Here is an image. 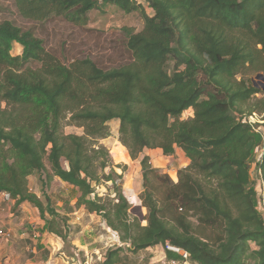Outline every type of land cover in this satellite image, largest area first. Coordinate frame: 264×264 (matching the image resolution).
Masks as SVG:
<instances>
[{"label":"trees","instance_id":"1","mask_svg":"<svg viewBox=\"0 0 264 264\" xmlns=\"http://www.w3.org/2000/svg\"><path fill=\"white\" fill-rule=\"evenodd\" d=\"M146 1L153 15L140 0H15L29 20L83 24L91 11L111 4L139 12L144 27L125 28L128 57L106 68L86 56L64 62L34 29L0 21V193L9 194L14 208L25 202L38 208L47 231L66 241V215L28 185L33 174L42 184L58 177L79 189L78 207L102 215L132 252L169 242L196 264L249 258L264 264V219L250 176L261 137L241 109L264 93L247 77L264 74V0ZM251 109L264 114V97ZM114 119L130 156L144 154L146 224L131 217L122 191L110 201L93 196L97 169L107 164L98 162L103 147L91 154L87 145L107 137ZM65 120L84 134L65 135ZM156 148L167 156L179 148L190 159L176 182L150 165L146 150ZM259 167L264 174V154ZM121 248L110 249L100 264H119ZM166 256L181 258L169 250Z\"/></svg>","mask_w":264,"mask_h":264},{"label":"rangeland","instance_id":"2","mask_svg":"<svg viewBox=\"0 0 264 264\" xmlns=\"http://www.w3.org/2000/svg\"><path fill=\"white\" fill-rule=\"evenodd\" d=\"M140 1L144 4L146 11L153 15L154 10L147 1ZM3 20H10L25 30L34 29L36 34L44 40L46 46L64 62H70L75 58L86 56L106 68L118 65L128 57L125 48L127 39L125 28L138 32L144 27V19L139 12L128 13L111 4H105L101 9L91 11L86 23L75 24L63 17H52L45 21L25 19L19 13L15 0H0V21ZM12 52L14 55H20L22 46L19 43H14ZM172 67H174L173 62L171 63ZM260 73L262 72H248L247 77L252 79L264 91V80L258 78ZM256 97L262 98L264 93H259ZM257 98L241 106L244 116L254 112H252L251 108L256 103ZM257 113L259 114L260 112ZM192 115L193 110L190 109L185 111L182 117L186 119ZM109 127L110 131L107 137L89 142L87 145L91 154H94L93 149L97 151L103 147L105 150L98 153V162H106L107 164L105 168L99 166L97 169L100 182L94 183L95 193L93 196L97 195L106 201H110L116 196V191H122L130 203L131 217H138L143 224H146L147 221L144 220V217L148 211L143 206L142 200L145 188L144 170L141 160L144 154H141L138 159H133L130 156L127 147L120 140L119 120L110 121ZM61 131L65 135L84 134L82 127L70 125L68 120L63 122ZM260 137V145L262 146L264 137ZM149 157L152 167L162 173L169 174L175 182L178 180L179 171L190 164L188 156L181 149H178L172 157L165 156L162 152H151ZM62 164L68 167V162L65 158L62 159ZM45 174L43 173L42 179L46 178ZM28 185L30 191L37 193L44 202H46L45 195L49 196L54 208L66 215L69 220L67 228L69 231L68 239L64 241L54 236L55 241L59 242L56 250L53 251L56 257L63 253L64 255L62 256L70 259L75 264H100L105 260L110 249H115L122 245L117 240H114L113 229L107 224L102 215L95 212L90 213L84 207H78L77 201L80 197V191L77 187L64 182L58 177H54L48 183L42 184L41 176L38 174L29 176ZM43 190L46 194L43 193ZM3 196L6 197L4 193ZM27 207L31 210L34 208L31 205ZM14 212L17 213V211ZM29 215L34 217L35 214L31 211ZM36 215L39 216L37 213ZM192 221H195V219L192 218ZM33 225L28 223V225H23V228H26V232L30 234L41 230L39 225ZM3 231L7 233V230ZM12 232L11 237H2L4 241L13 245L14 250L18 249L21 251L20 255L30 257L29 251L28 254H25L21 249L26 246L25 242H23L26 238L22 239L20 236L13 238ZM129 247L130 245L126 243L122 246L120 253L122 260L119 264H147L149 262L151 264H163L164 254L161 251L159 253L156 249H152L153 252L150 250L132 252ZM256 247V244L251 242V248L255 249ZM151 256H153V260L150 258ZM48 257L49 252L45 250L37 255L38 260ZM245 264L256 263L249 258L246 259Z\"/></svg>","mask_w":264,"mask_h":264},{"label":"crops","instance_id":"3","mask_svg":"<svg viewBox=\"0 0 264 264\" xmlns=\"http://www.w3.org/2000/svg\"><path fill=\"white\" fill-rule=\"evenodd\" d=\"M151 152L163 153V150L161 148L148 149L147 154L150 156ZM14 203L15 201L13 199L8 200L3 196V193H0V264H75L70 261V259H66V257L62 256L64 255L63 253H61L62 255L58 257L54 255L53 251L56 250V246L57 244L59 245V242L55 241V235L53 233L47 231L46 221L41 218L39 209L36 207L32 208V210L28 209L27 206L31 205L28 202L14 208ZM13 210L17 211V213ZM31 211L35 214L34 217H30L29 213H31ZM36 213L39 214V216H37ZM28 223L34 224L33 226L39 225L41 230L34 231L32 234L27 233L26 228H23V225H28ZM3 230H7V233ZM11 231H13V238H16L17 236H20L22 239L26 238V240L23 241L26 246H23L21 249L25 252V254H28L29 251L30 257L20 255L21 251L18 249L14 250L13 245L4 241L3 238L12 236ZM7 234H10V236H7ZM152 249H156L159 253L161 251V253L164 254V251H162V245L149 247L146 250L153 252ZM43 250L49 252V257L38 260V253ZM150 258L152 259L153 256Z\"/></svg>","mask_w":264,"mask_h":264},{"label":"built area","instance_id":"4","mask_svg":"<svg viewBox=\"0 0 264 264\" xmlns=\"http://www.w3.org/2000/svg\"><path fill=\"white\" fill-rule=\"evenodd\" d=\"M259 114L257 112H253L250 115L244 116V120L251 125L252 130L255 133L264 137V117H263L264 114L263 113H259ZM263 154H264V144L260 147L257 154L254 156V158L251 161L250 176H251L252 187L256 192V197H257L256 209L258 213L264 217V174L262 172V169L259 167V163L262 159ZM4 195L8 199H11L9 194L4 193ZM113 232L115 234L114 240H117L119 244H122L120 245V247H122L125 243L130 245L129 242H124L121 240L118 231L113 230ZM7 236H10V234H7ZM162 247L164 251V256H163L164 258L162 259L163 264H196L191 261L190 254L187 251L181 249L180 247L174 246L169 242H167L166 245H162ZM167 250L179 254L181 258L179 259L167 258L166 256ZM147 264H151V262Z\"/></svg>","mask_w":264,"mask_h":264},{"label":"water","instance_id":"5","mask_svg":"<svg viewBox=\"0 0 264 264\" xmlns=\"http://www.w3.org/2000/svg\"><path fill=\"white\" fill-rule=\"evenodd\" d=\"M258 78H262V79L264 80V74L260 73V74L258 75Z\"/></svg>","mask_w":264,"mask_h":264}]
</instances>
